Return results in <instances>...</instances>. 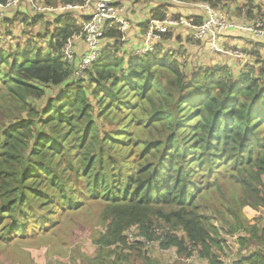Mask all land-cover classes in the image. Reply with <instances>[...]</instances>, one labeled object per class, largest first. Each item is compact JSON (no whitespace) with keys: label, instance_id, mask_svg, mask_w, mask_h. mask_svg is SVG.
Segmentation results:
<instances>
[{"label":"trees","instance_id":"trees-1","mask_svg":"<svg viewBox=\"0 0 264 264\" xmlns=\"http://www.w3.org/2000/svg\"><path fill=\"white\" fill-rule=\"evenodd\" d=\"M204 1L221 10L219 5L235 0ZM193 12L196 10L188 8L184 16ZM152 16L161 18L163 12L153 10ZM193 17L196 24L202 20ZM55 19L57 24L51 41L60 49L80 27L70 15ZM104 36L120 38L113 29L106 30ZM170 37L171 34L163 35L151 54L128 55L126 67L124 58L116 56V50L122 46L105 43L100 58L87 72L88 80L96 83L91 94L100 91L111 103L120 105H126L124 97H131L129 91L146 96L153 90L155 71L164 70L174 78L180 91L186 90L182 97L185 104L189 103L188 108H177V100L171 104L170 112L161 107L162 111L153 115L147 124L151 127L156 125L152 120L167 119L168 134L149 140L137 164L128 157L127 162L121 154L114 159L110 153L114 149L111 135H100L92 99L83 86L74 82L72 70L59 51L51 53L48 49L49 55L42 56L28 53L30 50L26 49L22 52L0 50V98L24 104L28 97L42 98L48 86L65 85V92L49 98L41 114L28 106L26 116L2 119L1 113L6 109H0L2 238L6 239L8 232L15 235L25 231L37 200L41 201L39 208L48 205L54 208L61 202V208L77 209L83 205V198H88L103 205L108 222L104 237L107 244L124 243L126 234L123 233L137 226L146 241L157 239L161 249L174 246L177 252H185L187 256L196 250L200 257L207 259V264H224L220 254L213 251V247L220 249L217 226L197 211L195 201L203 183L198 184L195 177H207L209 183L214 174L228 167L236 171L234 178L248 193V198L255 204L264 202L260 196L264 177V80L261 78L264 65L258 70L263 75L256 76L255 63L246 64L237 80L222 65L184 77L178 63L169 55L158 56L163 40ZM187 39L192 40L191 36ZM256 56L259 58L258 53ZM105 81L109 86H104ZM110 106L107 104L105 109ZM183 109L186 114L193 110L190 117L183 114ZM39 116L41 128L31 120ZM47 128H53L52 135ZM71 183H79L80 187ZM47 220L50 218L40 214L37 225L44 227L43 222ZM153 225L168 229L156 237L152 234ZM253 237L260 242L257 232L252 231L250 238ZM144 239L135 237L133 246L143 244ZM239 239L244 243L243 238ZM261 257L264 254L253 251L230 264H247L246 261ZM122 259H127V254L118 256L116 262ZM147 262L145 258L134 263Z\"/></svg>","mask_w":264,"mask_h":264},{"label":"rangeland","instance_id":"rangeland-1","mask_svg":"<svg viewBox=\"0 0 264 264\" xmlns=\"http://www.w3.org/2000/svg\"><path fill=\"white\" fill-rule=\"evenodd\" d=\"M34 1L39 6L50 8L72 3L66 0ZM82 1L78 0L74 3H81ZM182 1L191 3L200 0ZM218 7L229 18L244 19L247 25L248 22H252L256 18L264 19V0L228 1ZM144 10L147 13V9ZM172 10L174 16L181 14L178 9ZM8 14V17L0 15V50L4 52H22L23 49H26V51L30 50L28 53L32 52L34 55L47 56L49 55L48 49H51V53L59 51L61 55L63 54L62 49L65 42L58 49L54 41H51V36L55 32L54 26L57 24L55 18L61 14L58 10L34 12L30 8H24L16 13L8 12L6 15ZM63 15H70L75 18L77 26L81 21V17L73 13ZM197 16L203 18L205 15ZM131 20L129 26L130 29L132 26L135 33L130 36V32H128L123 41L114 44V46H122L116 50V56L124 58V67L127 66L128 55H138L135 48L142 42V34L146 29L144 21L134 19V22H132ZM136 22H142V24ZM138 31L141 36L137 35ZM186 31L187 28L184 26H171V30L166 33L171 34V37L169 40H163L158 55H169L171 60L178 63L184 77L190 78L200 71L219 68L222 65V67H228L233 80H237L239 72L248 63H255L256 76L263 75L259 74L258 70L264 65V49H262L264 44H260L259 41H256V43L248 42V36L240 37L241 35L246 36V34H239V32L246 33V31H231L228 34H222L220 38L225 37L224 41L220 40L215 50L210 49L204 43L201 45L199 42L187 39ZM163 35L158 43L162 41ZM254 37L257 39L256 36ZM228 38L229 40L230 38L240 40L228 41ZM100 42L104 47V43L108 42V39ZM255 47L261 48V51L255 49ZM254 50L260 52L259 58L254 55ZM74 51L76 52L75 60L77 61L83 51H78L76 43ZM62 60L66 63L63 56ZM66 65L72 70L74 82H77L78 86H83L92 99L95 108L93 116L101 128L100 135L105 133L111 135L114 149L110 153L114 154V159L118 158V154H121L125 155L127 162L128 158H132L133 163L136 162L137 164L138 161L142 160V148L149 140L163 138L168 134L167 119L157 122L152 120V123L156 125L147 127L153 115L162 111L161 107L167 113L170 112L171 104L177 100V108L181 106L184 108L189 107V103L185 104L184 97H182L186 90L180 91L174 78L165 73L164 70L155 71L153 90L146 96H141L137 91H129L128 95L131 97H124V100H127L126 105H120L121 103H111L112 101L102 96L100 91L96 95L91 94L96 83L88 80L87 72L89 69L78 76L75 74V65L68 63ZM261 78L264 80V75ZM103 84L109 86V82L105 81ZM1 87L0 79V90ZM45 92V95L39 99L28 97L24 104L9 101L8 98H0V109H6L1 113L2 119L9 116H13V118L26 116L28 106L36 108L41 114L49 98H56L65 92V85L61 83L48 86ZM103 98L105 99L103 100ZM99 104L101 109H98ZM107 104L109 106L111 104V106L105 109ZM185 110H182L183 114L190 117L193 110L189 114H186ZM32 118L31 120L35 121L36 125L41 128L40 116ZM52 129L47 128L45 130L52 135ZM235 172L226 167L214 174L210 178L212 181L209 183L206 182L207 177H195V180L199 182L198 184L203 183L195 201L197 211L204 215L210 223L217 226L216 236L221 240L219 242L220 249L217 250L216 247H213V251L217 255L220 254L219 256L224 264H230L243 257L244 254L253 251L264 254V232L261 231V228H264V202L255 204L251 198H248V193L235 180L233 175ZM71 184L76 188L80 187L79 183ZM261 185L260 196L264 198V177ZM197 189L200 188L197 187ZM194 195L196 194L194 193ZM83 200V205L77 209H68L66 206L61 208L59 206L61 202H58L54 208L49 205L39 208L41 201H35L33 213L30 214L32 217H29L26 223L28 227L24 232L15 235L8 232L5 235L6 239L2 238L0 232V264H113L121 254H127V259L117 261L115 264H135L134 262H140L145 258H147L148 264L207 263V259L200 257L196 250L191 253V256H187L185 252H177L174 246L167 249L159 248V241L157 239L151 242L146 241L142 230L140 231L137 226H132L123 233V235L126 234L124 243L107 244L104 237L108 222L104 218L103 205L88 198H83ZM40 214L50 218L49 221L43 222L44 227L43 225H37L36 220ZM17 217L21 218L20 215H17ZM7 221L8 219L4 223ZM153 229L155 230L152 231L153 236L161 237L168 228L167 226L153 225ZM252 231L257 232V236H260V242L254 241V237L250 238ZM177 234H180V232H177ZM135 237L144 239V243L133 246L130 239H135ZM239 237L244 239V243L241 242ZM243 250L245 253L242 252ZM250 262L264 264V258L246 261L247 264Z\"/></svg>","mask_w":264,"mask_h":264},{"label":"built area","instance_id":"built-area-1","mask_svg":"<svg viewBox=\"0 0 264 264\" xmlns=\"http://www.w3.org/2000/svg\"><path fill=\"white\" fill-rule=\"evenodd\" d=\"M137 0H83L81 3H69L57 8L39 6L34 0H0V15H6L8 12L16 13L24 8H30L34 12L58 10L61 14L73 13L79 17H84L78 24L80 29L73 31L63 45V59L66 63L76 66L75 74L80 76L85 70L89 69L96 62L104 47L102 42L113 46L116 42L123 41L128 34L131 20V5ZM142 1V0H138ZM152 3V10H148L144 17L146 27L142 34V42L136 49L137 56H145L155 51V45L163 34L171 30V26H185L193 30L191 39L198 42H204L209 37L208 47L215 50L220 41V36L226 31H246L254 36L264 37V19L256 18L252 22L243 19L228 17L224 11L212 7L206 1H197L186 3L182 0H146ZM144 2V1H143ZM189 4V8L196 10L192 15H205L200 23H194L192 15L174 16L168 9L171 6L184 7ZM167 5V7H165ZM168 9V10H166ZM163 12L161 18L152 16V11ZM113 29L121 35L119 39L105 37V32ZM128 38V37H127ZM126 38V39H127ZM82 40L84 50L79 59L75 60V43ZM105 44V43H104ZM136 57V56H135ZM134 243V238L130 239Z\"/></svg>","mask_w":264,"mask_h":264},{"label":"crops","instance_id":"crops-1","mask_svg":"<svg viewBox=\"0 0 264 264\" xmlns=\"http://www.w3.org/2000/svg\"><path fill=\"white\" fill-rule=\"evenodd\" d=\"M144 1V2H143ZM200 1H202V0H200ZM204 1V0H203ZM191 3H193V2H191ZM152 6H153V4L152 3H148L146 0H142V1H135V2H133L132 3V5H131V12H130V16H131V21L132 22H134V19H136L137 21L139 20V21H144V17H145V15H146V12H145V10L144 9H147V13H148V10H150V13H151V10H152ZM189 6V4H186L184 7H180V6H171V7H169V9H170V11H173L172 9H178V11L180 12V11H183V14L182 15H184V14H188L187 13V10H188V7ZM133 11V12H132ZM186 11V13H184ZM134 12H135V17H134ZM194 13V12H193ZM5 16H9V14L8 15H5ZM8 19V18H7ZM7 19H3V20H7ZM137 24H142V22H136ZM139 26V25H138ZM138 26H137V28H138ZM188 31V32H187ZM187 31H186V38L188 37L189 38V36H192V33H193V30L191 29V28H187ZM129 35L131 36L132 34H134L135 32H134V29H132V26H131V29L129 30ZM229 32H231V31H226V32H224L225 34H228ZM239 34H246V36L245 35H241L240 37H247L248 36V42H251V43H256V41H259V42H261L260 44H264V37H258L257 39L254 37V35H252V34H250V33H242V32H239ZM137 35H139V31L137 32ZM139 36H141V34L139 35ZM232 36H234V35H232ZM225 37H221L220 38V40H223ZM208 40H209V37L208 38H206L205 39V41L204 42H202V43H204L206 46H208ZM230 40L231 41H234V40H240V39H231L230 38ZM229 40V38H228V41H230ZM224 41V40H223ZM224 43H226V42H224ZM76 45H77V48H78V51H83V48H84V43H83V41H76ZM227 45H230V44H227ZM206 46H204V48H206ZM251 47V46H250ZM260 47H262L261 45H260ZM253 49V48H252ZM255 49H258L259 51H261V48H256L255 47ZM262 49H264V45H263V47H262ZM255 51V50H254ZM256 53H260V52H258L257 50L254 52V55L256 56ZM207 264V263H206Z\"/></svg>","mask_w":264,"mask_h":264}]
</instances>
